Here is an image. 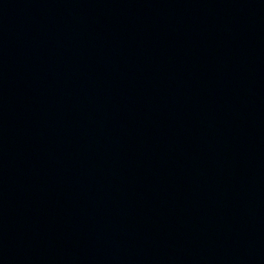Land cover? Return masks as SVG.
I'll return each instance as SVG.
<instances>
[{
  "label": "water",
  "instance_id": "95a60500",
  "mask_svg": "<svg viewBox=\"0 0 264 264\" xmlns=\"http://www.w3.org/2000/svg\"><path fill=\"white\" fill-rule=\"evenodd\" d=\"M0 264H264V0H0Z\"/></svg>",
  "mask_w": 264,
  "mask_h": 264
}]
</instances>
